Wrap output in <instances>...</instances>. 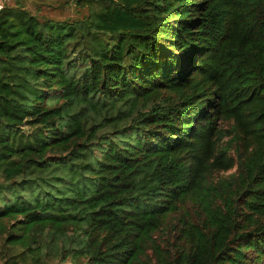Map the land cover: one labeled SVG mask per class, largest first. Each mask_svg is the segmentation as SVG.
Instances as JSON below:
<instances>
[{
    "label": "trees",
    "instance_id": "1",
    "mask_svg": "<svg viewBox=\"0 0 264 264\" xmlns=\"http://www.w3.org/2000/svg\"><path fill=\"white\" fill-rule=\"evenodd\" d=\"M50 3L0 4V264H264V0Z\"/></svg>",
    "mask_w": 264,
    "mask_h": 264
},
{
    "label": "rangeland",
    "instance_id": "2",
    "mask_svg": "<svg viewBox=\"0 0 264 264\" xmlns=\"http://www.w3.org/2000/svg\"><path fill=\"white\" fill-rule=\"evenodd\" d=\"M22 2V4L26 5V7H28L29 9L35 11V10H39L40 8L43 9H47V6L44 5L45 3L49 2V4H51L50 2H53L55 0H20ZM17 0H0V4H14L16 3ZM67 13H71L73 14L75 12L74 10V6L71 8H67L66 9ZM46 12V11H45ZM49 14L52 15H56L58 17L61 16V14H63L61 11L59 10H52L51 6H49ZM25 130L28 132L33 133L34 131L32 130L31 126L29 124H26L24 126ZM3 247V245L0 243V254H1V248Z\"/></svg>",
    "mask_w": 264,
    "mask_h": 264
}]
</instances>
